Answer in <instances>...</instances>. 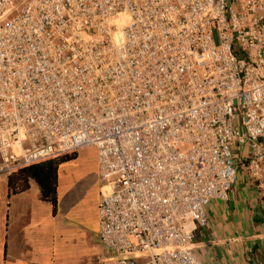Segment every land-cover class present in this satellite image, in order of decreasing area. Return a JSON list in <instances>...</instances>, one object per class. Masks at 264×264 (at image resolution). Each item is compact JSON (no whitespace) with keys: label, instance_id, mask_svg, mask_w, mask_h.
<instances>
[{"label":"built area","instance_id":"2783aa9c","mask_svg":"<svg viewBox=\"0 0 264 264\" xmlns=\"http://www.w3.org/2000/svg\"><path fill=\"white\" fill-rule=\"evenodd\" d=\"M84 147L99 264H200L239 170L264 215V0H0V174Z\"/></svg>","mask_w":264,"mask_h":264},{"label":"crops","instance_id":"0c3cea01","mask_svg":"<svg viewBox=\"0 0 264 264\" xmlns=\"http://www.w3.org/2000/svg\"><path fill=\"white\" fill-rule=\"evenodd\" d=\"M91 149L94 156L85 175L69 180L59 172L66 162L57 167L54 213L48 203L39 200L34 182L28 181L25 191L9 195L6 174H0V264H61L57 241L58 235L66 232L67 221L89 224L101 246L97 206L106 185L97 178L96 153ZM204 214L206 224L195 230L190 244L200 264H264V215L256 188L242 171L237 172L227 200L211 201ZM101 249L98 253L96 249L93 260L75 259L65 264H99L106 260Z\"/></svg>","mask_w":264,"mask_h":264},{"label":"rangeland","instance_id":"374dc122","mask_svg":"<svg viewBox=\"0 0 264 264\" xmlns=\"http://www.w3.org/2000/svg\"><path fill=\"white\" fill-rule=\"evenodd\" d=\"M93 150L91 147H84L80 149L76 155V158L72 161L63 164L59 170L60 174L65 178L75 179L81 174L85 175L90 170V166L93 160ZM90 196L89 193L86 194ZM63 231L64 234H59L57 241L58 258L61 264H65L67 261L75 259L93 260L98 251H102L101 246L96 242V239L92 233V227L89 224L76 222H65ZM53 247H51L52 249ZM106 260L109 258V262L116 259L134 260L137 262L144 261L146 258L145 253H125L117 255L112 251H106ZM100 256V255H98Z\"/></svg>","mask_w":264,"mask_h":264},{"label":"trees","instance_id":"16d2710c","mask_svg":"<svg viewBox=\"0 0 264 264\" xmlns=\"http://www.w3.org/2000/svg\"><path fill=\"white\" fill-rule=\"evenodd\" d=\"M74 157V152L62 154L22 165L9 171L6 174L8 194L13 195L25 191L28 181H32L37 186L39 200L48 203L54 213L56 210L57 167Z\"/></svg>","mask_w":264,"mask_h":264}]
</instances>
